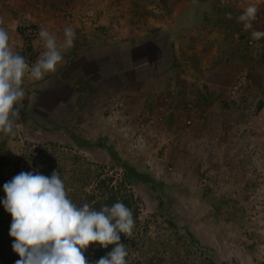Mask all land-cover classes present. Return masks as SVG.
I'll list each match as a JSON object with an SVG mask.
<instances>
[{
	"label": "rangeland",
	"instance_id": "1",
	"mask_svg": "<svg viewBox=\"0 0 264 264\" xmlns=\"http://www.w3.org/2000/svg\"><path fill=\"white\" fill-rule=\"evenodd\" d=\"M250 4L264 32V0H0V26L29 71L41 28L58 42L66 26L75 32L55 72H26L19 106L30 121H15L8 156L17 161L25 141H50L124 173L104 148L79 149L68 133L112 146L160 189L133 186L150 257L189 256V231L193 262L264 264V37L253 40L237 20ZM244 71L237 107L227 98Z\"/></svg>",
	"mask_w": 264,
	"mask_h": 264
},
{
	"label": "clouds",
	"instance_id": "2",
	"mask_svg": "<svg viewBox=\"0 0 264 264\" xmlns=\"http://www.w3.org/2000/svg\"><path fill=\"white\" fill-rule=\"evenodd\" d=\"M258 8L248 5L238 23L251 32L253 40L264 32L253 28ZM232 19L231 13H226ZM4 21L0 18V25ZM43 47L29 71L26 59L10 45L9 32L0 26V133L15 136V121L20 116L18 105L25 97L23 88L26 72L34 80L56 71L63 62V51L74 46L75 32L71 26L63 30V40L46 28L38 33ZM4 209L12 217L9 235L13 251L20 257L16 264H89L85 252L90 245L107 249V255L96 264H127V245L121 234L130 237L135 221L133 212L117 201L96 210L89 203L77 206L68 195L58 172L50 177L38 172H21L4 184Z\"/></svg>",
	"mask_w": 264,
	"mask_h": 264
},
{
	"label": "trees",
	"instance_id": "3",
	"mask_svg": "<svg viewBox=\"0 0 264 264\" xmlns=\"http://www.w3.org/2000/svg\"><path fill=\"white\" fill-rule=\"evenodd\" d=\"M144 40L145 38L135 37V47L141 46V42ZM144 45L152 59L162 58L161 50L156 58L150 53L152 47L156 48V44L144 43ZM18 107L20 118L30 121L29 117L24 115L21 107L19 105ZM15 132L18 133L16 125ZM68 135L79 149L104 148L111 159L115 161L116 166L124 170V173L113 172V169L110 170L106 165L90 160L88 156L76 150L73 152L66 146L50 141L43 143L25 141L19 159L12 161L6 152V145L12 137H5L0 133V264H16V261L20 259L12 249L14 240L9 235L12 217L5 211L2 203L5 198L4 184L21 172H38L50 177L54 171L58 172L64 181L69 198L77 206L89 203L96 210H100L102 206L111 207L120 201L132 210L135 221L133 233L128 238L121 234V242L127 245V264H180V262L181 264H219L206 254L200 261H192V250L198 247V243L189 231L183 235V245L189 256H184L181 261L179 259L177 261L178 257L174 253L166 255L162 259L150 257L148 247L153 237L147 233L148 220L143 217L140 199L135 194L133 186L137 183H149L159 189L155 179L123 161L112 146L108 147L102 142H88L72 132H69ZM168 222L170 227H175L171 220ZM112 247L104 249L99 245H90L85 252V257L89 264H96V261L107 255Z\"/></svg>",
	"mask_w": 264,
	"mask_h": 264
},
{
	"label": "built area",
	"instance_id": "4",
	"mask_svg": "<svg viewBox=\"0 0 264 264\" xmlns=\"http://www.w3.org/2000/svg\"><path fill=\"white\" fill-rule=\"evenodd\" d=\"M249 84H250L249 74L246 71H244L231 85L229 95L227 98L228 103L235 105L237 107H241L243 92L249 86Z\"/></svg>",
	"mask_w": 264,
	"mask_h": 264
}]
</instances>
